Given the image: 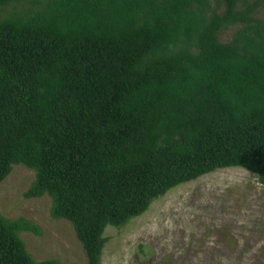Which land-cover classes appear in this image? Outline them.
Listing matches in <instances>:
<instances>
[{"label":"trees","instance_id":"obj_1","mask_svg":"<svg viewBox=\"0 0 264 264\" xmlns=\"http://www.w3.org/2000/svg\"><path fill=\"white\" fill-rule=\"evenodd\" d=\"M37 3L0 17V182L33 170L24 197H50L86 264L182 183L239 167L264 186V0ZM23 231L40 233L0 214V264H61Z\"/></svg>","mask_w":264,"mask_h":264},{"label":"rangeland","instance_id":"obj_2","mask_svg":"<svg viewBox=\"0 0 264 264\" xmlns=\"http://www.w3.org/2000/svg\"><path fill=\"white\" fill-rule=\"evenodd\" d=\"M38 1L45 0L0 6V17L36 10ZM256 17L264 20V6ZM34 178L33 170L12 166L0 182V214L39 228V235L19 232L35 261L86 264L72 225L51 215L50 197H24ZM104 237L100 264H264V186L246 169H219L170 189L124 226L106 227Z\"/></svg>","mask_w":264,"mask_h":264},{"label":"clouds","instance_id":"obj_3","mask_svg":"<svg viewBox=\"0 0 264 264\" xmlns=\"http://www.w3.org/2000/svg\"><path fill=\"white\" fill-rule=\"evenodd\" d=\"M170 50L174 52L176 50L175 45H170Z\"/></svg>","mask_w":264,"mask_h":264}]
</instances>
